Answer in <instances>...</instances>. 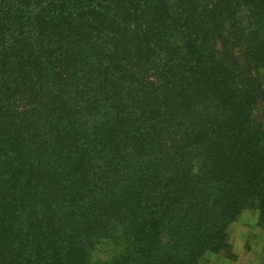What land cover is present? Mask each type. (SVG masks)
<instances>
[{
	"label": "trees",
	"instance_id": "obj_1",
	"mask_svg": "<svg viewBox=\"0 0 264 264\" xmlns=\"http://www.w3.org/2000/svg\"><path fill=\"white\" fill-rule=\"evenodd\" d=\"M261 67L264 0H0V264L232 258Z\"/></svg>",
	"mask_w": 264,
	"mask_h": 264
},
{
	"label": "crops",
	"instance_id": "obj_2",
	"mask_svg": "<svg viewBox=\"0 0 264 264\" xmlns=\"http://www.w3.org/2000/svg\"><path fill=\"white\" fill-rule=\"evenodd\" d=\"M230 233L235 237L233 257L215 256L214 264H264V227L259 225L258 215L247 224L234 227ZM251 234L254 237L246 248L245 241Z\"/></svg>",
	"mask_w": 264,
	"mask_h": 264
},
{
	"label": "rangeland",
	"instance_id": "obj_3",
	"mask_svg": "<svg viewBox=\"0 0 264 264\" xmlns=\"http://www.w3.org/2000/svg\"><path fill=\"white\" fill-rule=\"evenodd\" d=\"M247 21H249V17H248V13L246 10H243L239 13V15L237 16L236 22L237 25L241 26L242 28H245L247 26ZM257 70L262 71V89H264V67H261ZM256 70H254L253 68V73ZM253 120H255L257 123L261 124L263 130H264V99L255 107L253 114H252ZM258 212L255 209H251V210H244L241 215L238 217V219L232 223V225L229 228V235L232 238V243H233V247H234V243H235V237L233 235H231L230 231L241 224H247L249 221H251V218L257 217ZM259 217V216H258ZM264 227V226H262ZM254 237V235H248L247 240L245 241V245L246 248H249V243L252 241V238ZM233 250V248H232ZM232 253V252H231ZM215 256H220V257H227L226 255H212L209 254L206 258V262H203L202 264H214V258Z\"/></svg>",
	"mask_w": 264,
	"mask_h": 264
}]
</instances>
